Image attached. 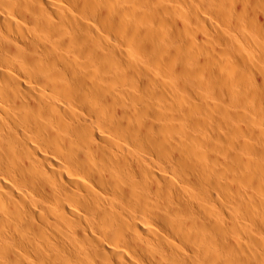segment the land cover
<instances>
[{
    "label": "bare ground",
    "instance_id": "1",
    "mask_svg": "<svg viewBox=\"0 0 264 264\" xmlns=\"http://www.w3.org/2000/svg\"><path fill=\"white\" fill-rule=\"evenodd\" d=\"M0 264H264V0H0Z\"/></svg>",
    "mask_w": 264,
    "mask_h": 264
},
{
    "label": "rangeland",
    "instance_id": "2",
    "mask_svg": "<svg viewBox=\"0 0 264 264\" xmlns=\"http://www.w3.org/2000/svg\"><path fill=\"white\" fill-rule=\"evenodd\" d=\"M204 129V128H203Z\"/></svg>",
    "mask_w": 264,
    "mask_h": 264
}]
</instances>
